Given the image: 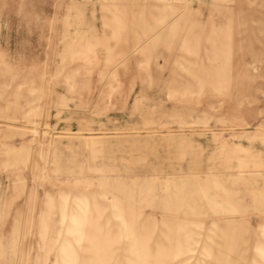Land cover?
<instances>
[{
    "label": "rangeland",
    "instance_id": "rangeland-1",
    "mask_svg": "<svg viewBox=\"0 0 264 264\" xmlns=\"http://www.w3.org/2000/svg\"><path fill=\"white\" fill-rule=\"evenodd\" d=\"M0 264H264V0H0Z\"/></svg>",
    "mask_w": 264,
    "mask_h": 264
},
{
    "label": "crops",
    "instance_id": "crops-1",
    "mask_svg": "<svg viewBox=\"0 0 264 264\" xmlns=\"http://www.w3.org/2000/svg\"><path fill=\"white\" fill-rule=\"evenodd\" d=\"M98 229V228H97ZM99 230V229H98ZM92 238L94 239V240H96L97 242H95V244L94 245H92L94 248H100V247H102V246H99V244H100V241H102V240H99V235H97V233H94V234H92ZM95 253V252H94Z\"/></svg>",
    "mask_w": 264,
    "mask_h": 264
}]
</instances>
